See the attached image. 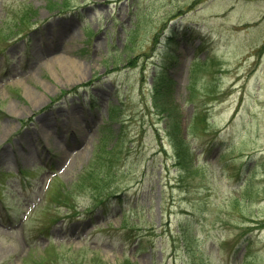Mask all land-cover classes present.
Wrapping results in <instances>:
<instances>
[{
  "label": "rangeland",
  "instance_id": "obj_1",
  "mask_svg": "<svg viewBox=\"0 0 264 264\" xmlns=\"http://www.w3.org/2000/svg\"><path fill=\"white\" fill-rule=\"evenodd\" d=\"M1 50L0 172L36 174L0 180V264H264V0H0ZM157 91L177 140L195 125V176Z\"/></svg>",
  "mask_w": 264,
  "mask_h": 264
},
{
  "label": "trees",
  "instance_id": "obj_2",
  "mask_svg": "<svg viewBox=\"0 0 264 264\" xmlns=\"http://www.w3.org/2000/svg\"><path fill=\"white\" fill-rule=\"evenodd\" d=\"M156 90H158V88H156ZM155 93H156V96L154 97V102H155L154 105L156 108V115L158 117L166 118L170 123V125H167L168 131L169 129L171 130V134H169V136L171 137L170 142L173 146L174 153H176L175 155L177 156L178 162H180L185 167V171H184V168L182 169L181 167H180V170L184 174L186 172L187 173L186 175L188 176L190 174L193 175V165H188L189 163H191V161H188L191 155L189 148L187 147L183 139L179 138L180 140H177V138L180 135L179 119L178 117H175L172 114H169L170 109L166 107V103H163V104L159 103L160 100L164 102V99L162 97L158 99V95L160 92L157 91ZM174 138H176V141H174ZM114 157H115V154L113 155L111 151L110 152L107 151V156L106 157L103 156V158L100 159L101 161L100 166L102 167L101 169L102 172L98 174V177L102 178L104 175H107L108 173H111V174L114 173V166H115Z\"/></svg>",
  "mask_w": 264,
  "mask_h": 264
},
{
  "label": "bare ground",
  "instance_id": "obj_3",
  "mask_svg": "<svg viewBox=\"0 0 264 264\" xmlns=\"http://www.w3.org/2000/svg\"><path fill=\"white\" fill-rule=\"evenodd\" d=\"M60 59H61V57L59 56L55 60L58 62V61H60Z\"/></svg>",
  "mask_w": 264,
  "mask_h": 264
}]
</instances>
